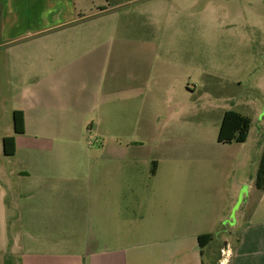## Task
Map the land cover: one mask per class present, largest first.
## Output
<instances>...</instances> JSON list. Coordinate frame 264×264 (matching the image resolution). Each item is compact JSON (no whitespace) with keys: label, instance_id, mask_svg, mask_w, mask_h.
I'll return each mask as SVG.
<instances>
[{"label":"crops","instance_id":"1","mask_svg":"<svg viewBox=\"0 0 264 264\" xmlns=\"http://www.w3.org/2000/svg\"><path fill=\"white\" fill-rule=\"evenodd\" d=\"M134 1L0 0V264H219L223 249L228 264H264V190L256 188L263 192L258 201L251 199L252 185L239 195L244 180L236 176L237 208L248 195L251 215L238 231L221 234L230 217L226 205L206 198L204 169L183 165L179 134L161 147L165 163L156 161L155 172L151 167L143 177L138 166L125 164L133 145L103 144L112 163L83 174L62 159L66 152L55 142L85 129L119 141L135 135L125 128L135 117L154 116L163 106L173 124L196 127L186 141L205 136L204 111L188 103L197 85L191 91L183 72L156 76L157 52L170 57L171 43L151 23L125 19L122 9ZM218 79L211 108L221 124L235 110L218 107L232 101L220 95L231 88ZM155 88L165 94L164 105L157 104ZM10 136L16 140L11 157L3 149ZM250 137L232 144L243 153H228L239 173ZM263 148L264 138L261 156ZM196 152L203 158L210 151ZM15 159L20 164L13 169ZM232 225L237 229L238 220ZM202 235H213L203 249Z\"/></svg>","mask_w":264,"mask_h":264},{"label":"rangeland","instance_id":"2","mask_svg":"<svg viewBox=\"0 0 264 264\" xmlns=\"http://www.w3.org/2000/svg\"><path fill=\"white\" fill-rule=\"evenodd\" d=\"M92 1L95 2L94 6L100 3L99 0ZM122 10L125 19L133 16L142 27L145 23H151L158 36L171 43L170 57L160 55L164 50L157 52L156 76L161 77L163 73L175 76L183 72L188 75L191 91L197 85L194 94L188 97V103L189 106L198 105L204 111L205 136L198 142L192 139L186 141L185 135L190 131L196 132V127L190 126L191 129L185 130L187 128L184 126L173 124L168 118L171 111L163 106L156 110V115L145 117L142 113L140 118L135 117L133 125L125 126L131 133L134 132V136L106 142L102 137L91 136L85 129L78 130L71 140L55 142L59 150L66 152L62 159L65 164L74 165L83 174L91 168L112 163V159L103 156L100 150L103 144L133 145V149H130L133 151L125 164L138 166L143 177L144 174H150L152 161L165 163L167 158L160 154L161 147L167 149L170 135L179 134L178 147L187 152L183 165L191 170L204 169L201 179L208 187L206 198H218L226 205L225 212L230 217L222 222L220 232L228 236L238 231L245 215H251L247 206L248 195L237 208L240 193L246 190L247 185H252L251 199L260 200L263 195L262 191L256 189L255 179L261 160L260 144L264 138V0H135ZM228 42H231L230 67L227 66ZM218 78H225L231 88L228 93L220 95L232 99L224 105L219 103L218 107L232 108L251 120V141L245 148L244 155L247 158L240 165V173L237 171L239 165L232 167V153L230 157L228 154L230 150L243 153L232 145L240 142H220V116L215 115L211 108L217 95L213 88L219 83ZM155 95L157 104L164 105L165 94L161 88H155ZM7 123L10 126L11 122ZM161 140L165 141L163 145ZM202 147L210 152L200 158L196 156V150ZM19 164L20 159H15L11 167L16 169ZM165 176L164 173L161 178L165 179ZM200 176L192 177L196 181ZM236 176L241 177L244 184L235 199L232 184L236 182ZM236 220L238 226L234 229L232 224ZM235 240L236 234L232 237L231 245H235Z\"/></svg>","mask_w":264,"mask_h":264},{"label":"trees","instance_id":"3","mask_svg":"<svg viewBox=\"0 0 264 264\" xmlns=\"http://www.w3.org/2000/svg\"><path fill=\"white\" fill-rule=\"evenodd\" d=\"M16 125L19 127L22 122V117L16 113L15 115ZM251 126L250 118L242 115L237 111H228L225 113L219 132V140L222 143L231 144L233 142L244 143L249 135ZM3 149L6 156H14L16 153V140L13 136L3 139ZM157 162H152V173L155 172ZM255 187L259 190H264V148L259 163ZM213 235H202L199 237L200 247L203 249L212 240Z\"/></svg>","mask_w":264,"mask_h":264},{"label":"built area","instance_id":"4","mask_svg":"<svg viewBox=\"0 0 264 264\" xmlns=\"http://www.w3.org/2000/svg\"><path fill=\"white\" fill-rule=\"evenodd\" d=\"M221 254H222V258L220 260V263L219 264H223V263H226L228 264V249H223L221 251Z\"/></svg>","mask_w":264,"mask_h":264},{"label":"bare ground","instance_id":"5","mask_svg":"<svg viewBox=\"0 0 264 264\" xmlns=\"http://www.w3.org/2000/svg\"><path fill=\"white\" fill-rule=\"evenodd\" d=\"M223 264H226V263H223Z\"/></svg>","mask_w":264,"mask_h":264}]
</instances>
